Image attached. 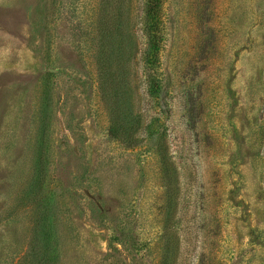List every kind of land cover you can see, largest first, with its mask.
Returning a JSON list of instances; mask_svg holds the SVG:
<instances>
[{
	"label": "rangeland",
	"instance_id": "rangeland-1",
	"mask_svg": "<svg viewBox=\"0 0 264 264\" xmlns=\"http://www.w3.org/2000/svg\"><path fill=\"white\" fill-rule=\"evenodd\" d=\"M142 3L0 0V264H264V0Z\"/></svg>",
	"mask_w": 264,
	"mask_h": 264
},
{
	"label": "trees",
	"instance_id": "trees-1",
	"mask_svg": "<svg viewBox=\"0 0 264 264\" xmlns=\"http://www.w3.org/2000/svg\"><path fill=\"white\" fill-rule=\"evenodd\" d=\"M106 1L111 3L113 2L117 3V5L119 6V3L122 0H106ZM142 5H143V19H144L143 30L146 36V43H147L146 55L151 54L152 56H154V51L158 50L159 41H160V35H158V27H157V23L159 22L158 12L160 9V0H143ZM119 20H120V15H119ZM121 28L122 26H118L119 33L121 32ZM107 30L109 31L108 27ZM149 60L150 63L152 59ZM110 74L112 75L111 82L118 89V92L115 91L113 93V99L116 101V99H119L122 94L119 91L120 80L116 79L115 76L122 75V73L119 69V72L110 73ZM151 80H153L152 82H155V83H151V85L158 83V80L154 79V77L153 78L151 77ZM126 128H127L126 123H122V121H114L109 126L108 131L112 137L116 139H122Z\"/></svg>",
	"mask_w": 264,
	"mask_h": 264
}]
</instances>
